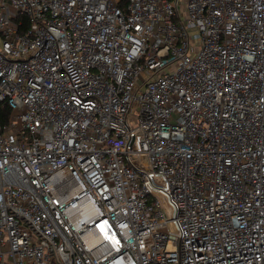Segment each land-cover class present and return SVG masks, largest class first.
I'll use <instances>...</instances> for the list:
<instances>
[{
	"label": "built area",
	"instance_id": "2783aa9c",
	"mask_svg": "<svg viewBox=\"0 0 264 264\" xmlns=\"http://www.w3.org/2000/svg\"><path fill=\"white\" fill-rule=\"evenodd\" d=\"M0 264H264V0H0Z\"/></svg>",
	"mask_w": 264,
	"mask_h": 264
},
{
	"label": "trees",
	"instance_id": "16d2710c",
	"mask_svg": "<svg viewBox=\"0 0 264 264\" xmlns=\"http://www.w3.org/2000/svg\"><path fill=\"white\" fill-rule=\"evenodd\" d=\"M11 110L4 103H0V122L5 124L9 121Z\"/></svg>",
	"mask_w": 264,
	"mask_h": 264
}]
</instances>
